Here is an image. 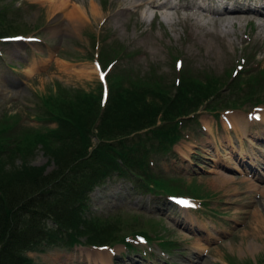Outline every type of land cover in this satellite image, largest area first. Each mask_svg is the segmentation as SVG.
<instances>
[{
    "label": "rangeland",
    "instance_id": "374dc122",
    "mask_svg": "<svg viewBox=\"0 0 264 264\" xmlns=\"http://www.w3.org/2000/svg\"><path fill=\"white\" fill-rule=\"evenodd\" d=\"M127 1L0 0L9 35L22 38L0 43V115L2 111L17 115L20 131L43 130L55 125L34 117L48 93L61 88L70 94H96L98 84L101 87L105 81L108 91L107 78L98 77L96 52L103 58L98 66L114 59L112 67L105 69L114 74L117 86H137L134 93L128 89L125 101L138 99L141 89L168 88L183 68L223 83L218 94L226 98V82L264 71V20L258 26L243 14L222 21L212 15L211 21L200 22L186 10L154 12L143 3L134 8L138 0ZM173 1L180 5L193 0ZM237 63L242 70L232 75ZM260 85L255 93L264 95L263 79ZM149 100L146 97L144 102ZM196 110L180 119L179 137L168 151L147 153L148 178L139 173V178L131 174L106 179L88 193L84 212L115 225L116 229L111 227L117 235L147 230L146 225L140 226L146 220L156 226L148 230L150 235L175 241L172 249L164 250L155 240L142 243L138 236L135 250L120 242L88 247L81 237L71 247L27 252L33 264H264V156L260 153L264 123L246 120L252 112L264 115V101L243 102L229 110L208 111L200 105ZM235 117L244 119L248 135H241ZM248 138H254V143ZM238 153L244 154V160L237 163ZM46 161L38 148L27 159L35 166ZM52 168L50 162L45 171ZM248 168L254 171L252 177L242 173ZM149 175L158 177V185L162 179L167 181L164 192L177 194L182 189V193L198 195L179 194L194 206H175L162 193L147 190L144 183Z\"/></svg>",
    "mask_w": 264,
    "mask_h": 264
},
{
    "label": "trees",
    "instance_id": "16d2710c",
    "mask_svg": "<svg viewBox=\"0 0 264 264\" xmlns=\"http://www.w3.org/2000/svg\"><path fill=\"white\" fill-rule=\"evenodd\" d=\"M1 12L0 9V43H3L1 38L10 33ZM96 54L103 62L102 55ZM176 67L178 71L182 67L178 59ZM234 68L232 75L242 70L238 63ZM106 78L108 94L103 102L99 84L96 94H70L69 90L60 88L57 93L41 98L34 117L55 123L50 128L20 131V126L16 125L18 116L2 111L0 264H33L27 252L71 247L81 237L89 246L120 242L126 249L135 250L134 240L142 236L147 243L155 240L164 250L172 249L175 241L158 234L150 235L149 231L156 226L146 220L141 221L140 226L146 225L147 230L139 228L117 235L115 225L84 215L88 193L112 176L128 178L136 174L139 178L142 174L148 178L147 153L168 151L179 137L180 119L194 113L200 105L213 111L235 108L247 101H264L261 92L255 93L261 87L259 81L264 80L262 70L256 76L248 74L244 80L238 76L233 82H226L229 98L218 94L223 83L220 85L211 75L202 78L184 68L168 88L141 89L135 100L125 101L124 97L128 89L134 93L136 85L121 88L114 74H107ZM146 97L151 102H144ZM37 148L47 157L41 166L27 162ZM16 159L19 164L15 163ZM50 162L53 168L45 171ZM150 175L144 183L147 190L153 189L163 196L199 197L182 193V189L177 194L164 192L167 181L162 179L158 185V177ZM132 184L141 188V184L133 180Z\"/></svg>",
    "mask_w": 264,
    "mask_h": 264
},
{
    "label": "bare ground",
    "instance_id": "6f19581e",
    "mask_svg": "<svg viewBox=\"0 0 264 264\" xmlns=\"http://www.w3.org/2000/svg\"><path fill=\"white\" fill-rule=\"evenodd\" d=\"M199 2V4L202 5V2H204L205 0H197ZM233 2H236L235 0H233ZM122 3V2H121ZM124 3V2H123ZM127 4H131V1L128 0L126 2ZM143 4H147L149 8H151L154 12L156 11H159L160 12H167L168 9L170 8H173V9H176V10H186V11H189L190 13L196 14V17L198 18V20L201 22L203 20V22H209L212 20L211 16H217L215 17L216 20L218 21H222V20H225V19H228V18H240V17H243L244 15L243 14H248V16L246 17L247 19L249 20H253V21H256L257 22V25L258 26H262L263 24V21L259 22V20H264V0H261L258 4V7H255L253 9H250L248 7H243V6H229L227 7L226 5L223 6L220 10L218 11H215V12H210V11H203L201 9L200 6H197V5H186V6H175V5H166V2L165 1H162V2H155V0H138V2H136L134 4V8L135 6H141ZM94 4V2H93ZM95 5V4H94ZM96 6V5H95ZM120 6V5H119ZM82 7V5H81ZM92 7V8H91ZM90 7V10L95 13V9L93 6ZM125 7V5H124ZM58 8V7H57ZM121 8V7H120ZM60 9V8H59ZM82 9V8H81ZM127 9V8H126ZM123 10V9H122ZM61 11V10H60ZM131 11V10H130ZM169 13H170V10H169ZM184 13V12H183ZM182 13V14H183ZM188 13V12H187ZM186 13V14H187ZM124 14V13H123ZM164 15V14H162ZM168 15V13H167ZM184 15V14H183ZM169 16V15H168ZM187 16V15H186ZM186 16H184L183 18L184 19H188ZM167 17V16H165ZM190 17V15H189ZM204 17H208V18H205ZM195 18V17H194ZM210 18V19H209ZM78 19L80 21H83V16H81V14H78ZM183 19V20H184ZM186 21V20H185ZM198 21V22H199ZM194 22V21H192ZM191 22V23H192ZM197 22V21H196ZM190 23V22H189ZM195 25V24H194ZM191 26V25H190ZM193 26V25H192ZM220 33V32H219ZM101 98H102V95H101ZM241 117V115H240ZM238 117V118H240ZM237 117H235V124L240 128L238 129L240 132H241V135H248L246 132H245V126H246V122L243 120H240L238 119ZM259 119H260V122L264 123V115L263 113L262 114H259ZM249 141L251 143H254V138L251 139V138H248ZM247 139V140H248ZM262 152L264 153V151L262 150ZM262 159V158H261ZM214 160V159H213ZM236 160H237V163L241 160H244V154L243 153H238L237 154V157H236ZM249 164V163H248ZM237 167H238V164H237ZM253 170V169H252ZM251 170V168H248V171L250 173H252L253 171Z\"/></svg>",
    "mask_w": 264,
    "mask_h": 264
},
{
    "label": "snow or ice",
    "instance_id": "6c2138e0",
    "mask_svg": "<svg viewBox=\"0 0 264 264\" xmlns=\"http://www.w3.org/2000/svg\"><path fill=\"white\" fill-rule=\"evenodd\" d=\"M12 39H22L21 37H13ZM99 68V66H98ZM101 79L103 80L104 79V73L101 72ZM177 203H180L182 205H185V206H194V205H191L189 201L187 200H178Z\"/></svg>",
    "mask_w": 264,
    "mask_h": 264
}]
</instances>
